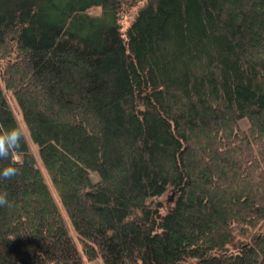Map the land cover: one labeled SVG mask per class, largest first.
I'll return each instance as SVG.
<instances>
[{"label":"trees","instance_id":"obj_1","mask_svg":"<svg viewBox=\"0 0 264 264\" xmlns=\"http://www.w3.org/2000/svg\"><path fill=\"white\" fill-rule=\"evenodd\" d=\"M0 82V264H264V0H0Z\"/></svg>","mask_w":264,"mask_h":264},{"label":"clouds","instance_id":"obj_2","mask_svg":"<svg viewBox=\"0 0 264 264\" xmlns=\"http://www.w3.org/2000/svg\"><path fill=\"white\" fill-rule=\"evenodd\" d=\"M24 130L16 126L3 128L0 126V160H11L22 150ZM20 174V169L12 163L0 166V179L10 180ZM8 193L0 191V207L7 206Z\"/></svg>","mask_w":264,"mask_h":264},{"label":"rangeland","instance_id":"obj_3","mask_svg":"<svg viewBox=\"0 0 264 264\" xmlns=\"http://www.w3.org/2000/svg\"><path fill=\"white\" fill-rule=\"evenodd\" d=\"M91 12L98 13L99 12V8L92 9ZM127 23H128V21L125 19L123 21V26H126ZM1 83L2 82H0V85H2ZM7 99L9 101V103H10V108L12 109L13 114H14L16 120H17L18 126L21 127L24 130V138H25V140H26V142H27V144L29 146L30 152L32 153L34 159L36 160L37 167L39 168V170L42 173L43 179H44L45 183L47 184V186H48V188H49V190H50V192L52 194V197H53L55 203L57 204L58 209H59V211H60V213H61V215H62V217H63V219H64V221H65V223L67 225V227H68L69 233L75 239V231H74V229H73V227L71 225V222L68 219V217H67V215H66V213H65V211H64V209H63V207H62V205H61V203L59 201V199H58V196H57L56 191H55V189H54V187L52 185V182H51L49 176L47 175V173H46V171L44 169V166H43V164L41 162V159L39 157V152H38L37 145L32 141V139H31V137L29 135V132H28V130L26 128V125H25V123H24V121L22 119L21 111H20L19 107L16 105L15 101L9 95V93L7 95ZM83 264H91V263H89L86 260H84ZM92 264H101V263L100 262H96V263H92Z\"/></svg>","mask_w":264,"mask_h":264},{"label":"water","instance_id":"obj_4","mask_svg":"<svg viewBox=\"0 0 264 264\" xmlns=\"http://www.w3.org/2000/svg\"><path fill=\"white\" fill-rule=\"evenodd\" d=\"M172 199V195L170 196V200Z\"/></svg>","mask_w":264,"mask_h":264}]
</instances>
